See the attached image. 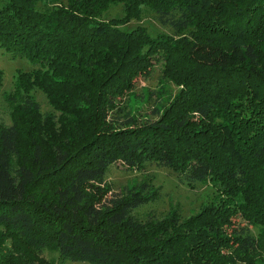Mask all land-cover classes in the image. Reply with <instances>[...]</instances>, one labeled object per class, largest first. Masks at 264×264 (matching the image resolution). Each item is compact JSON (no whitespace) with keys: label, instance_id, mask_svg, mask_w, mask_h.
Wrapping results in <instances>:
<instances>
[{"label":"trees","instance_id":"obj_1","mask_svg":"<svg viewBox=\"0 0 264 264\" xmlns=\"http://www.w3.org/2000/svg\"><path fill=\"white\" fill-rule=\"evenodd\" d=\"M116 5L123 16L104 20ZM145 10L174 34L121 29ZM0 49L34 67L0 125V264H41L45 250L88 264H264V0H4ZM159 65L178 91L138 119L123 101ZM116 165L217 193L189 217L142 218L158 189L110 194Z\"/></svg>","mask_w":264,"mask_h":264},{"label":"rangeland","instance_id":"obj_2","mask_svg":"<svg viewBox=\"0 0 264 264\" xmlns=\"http://www.w3.org/2000/svg\"><path fill=\"white\" fill-rule=\"evenodd\" d=\"M4 0H0V7ZM123 6H112L106 11L102 18L110 20L112 18H121L123 16ZM138 26L145 27L153 36L159 34H174L173 29L169 25L161 24L154 13L145 10L140 20H132L127 25L121 26L122 30L130 31ZM33 65L26 59H14L11 55L0 49V70L3 72L2 87L0 91V125L10 126L12 124L11 109L7 103V97L13 95L16 90V81L20 71H31ZM150 78H139L136 81L134 92L137 94V100L129 97L124 99V105H129L132 112L138 119L146 117L153 118L154 107L159 103L167 102L171 99V94L174 95L178 91V87L174 84L168 86L161 85V66H156ZM32 97L40 104L43 114L52 113L53 108L44 93L40 90L31 92ZM152 97L151 99H149ZM159 98H161L159 100ZM121 122L126 120L123 116ZM148 181L154 188L158 189L159 198L153 202L141 206L136 210V213L142 218L149 216L162 217L178 210L184 217H189L196 214L203 206L212 202L216 195V188L211 184H197L195 187H190L179 181L178 177L169 169L158 167L156 165L147 166L145 169L137 171H128L120 165L113 166L106 175V183L111 189L110 194H117L125 188L142 182ZM245 226L246 222L240 220ZM249 232L256 235L258 228L251 225ZM40 261L41 264H88L86 262H76L64 260L59 252L53 250H45Z\"/></svg>","mask_w":264,"mask_h":264}]
</instances>
